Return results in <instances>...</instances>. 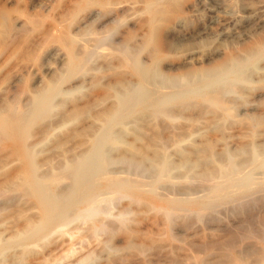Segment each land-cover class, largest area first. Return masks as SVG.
I'll return each mask as SVG.
<instances>
[{"label": "rangeland", "instance_id": "rangeland-1", "mask_svg": "<svg viewBox=\"0 0 264 264\" xmlns=\"http://www.w3.org/2000/svg\"><path fill=\"white\" fill-rule=\"evenodd\" d=\"M90 1L0 0V111L18 114L30 108L16 135L0 129V264H264V0H227V13L218 15L227 36H212L203 44L188 37L179 41L184 28L175 24L187 20L184 25L192 30L198 21L191 16L193 0H178L171 7L173 17L169 14L159 24L167 44L157 38L141 49V42H135L136 59L148 70L154 65L156 76L146 84L158 87L124 113V85H136L141 78L125 60L123 48L106 42L110 44L97 49L84 67L77 53L97 44L92 31L100 29L89 12L99 9L104 15L121 0ZM122 2L130 4L128 11L110 26L119 27V41L128 32L139 39L149 18L144 4ZM193 49L201 55L194 69L245 58L239 68L244 76L232 88L226 83L215 100L197 95L162 102L170 91L161 89L162 77L183 74L185 56ZM50 82L59 83L58 96L41 114L35 97L52 89ZM13 98L20 100L10 108ZM110 120L113 126H108ZM103 132L102 154L109 161L103 168L108 174L93 185L103 188L98 201L73 204L64 221L48 216L46 203L74 184L69 173ZM122 157L143 161L145 171H131L132 165L118 161ZM228 170L235 172L232 180L225 178ZM54 173L64 174V183H55L61 174ZM65 178L72 182L65 184ZM130 179L134 187L137 181L150 188L135 183L142 189L137 190ZM221 195L230 199L223 201ZM194 200L213 203L216 212L200 218ZM178 201L183 213L170 221L166 214Z\"/></svg>", "mask_w": 264, "mask_h": 264}, {"label": "bare ground", "instance_id": "bare-ground-1", "mask_svg": "<svg viewBox=\"0 0 264 264\" xmlns=\"http://www.w3.org/2000/svg\"><path fill=\"white\" fill-rule=\"evenodd\" d=\"M119 1V0H118ZM140 1L141 3H143L144 5V10L143 12H146L148 15H149V18L148 20L146 21V23L143 25L144 28V33H143V36L139 39H137V37H135V34L132 33V32H128L126 37H124L122 40H117L118 36L120 35V32H119V27L118 28H115L114 26H110L111 24H119V20L120 18L118 19L119 15L120 14H124L126 13V11H128V5H130V1L129 3L130 4H127L125 2H121L119 1V3H115L114 6L115 8H113L112 10H109L108 12H106V14L103 15V13L105 12H101L99 9L98 11L97 10H93L91 12H89V19H94L97 23V26L98 28L100 29V32H96L95 30H93L92 32L94 33H97V44L95 46V48H92L91 46H89V50L88 49H85L86 46H84L83 48L85 49L83 54H81L82 52V48H81V51L77 52L75 51V53L77 52L78 54V57L80 55H82V59L81 61L79 62V66L80 67H84L89 61L90 59L92 58V56L94 55V53L96 52V50L100 49L101 47L103 48L104 47V44H106V42H110V43H115L117 46H120L121 49L123 48V55L125 57V60L127 61V63L132 67V69L135 71L136 74H138L141 78V82L140 80L138 84L136 85H132L130 83H126L124 86H125V89L128 90V97L125 99V100H121V110L122 112L123 111H127L130 107H132L138 100H136L137 98L138 99H143L147 96V94H151L152 92H154L155 89H157L158 86H148L146 83L152 79L154 76V73H152V71L154 70V65L152 67V69L150 68L149 70L145 67V62H141L139 61L138 59H136V56L135 54L137 53V50L135 48V42L137 40H139V42H141V49L145 48L146 45H149L153 40H156L157 38H160L162 40V42L166 43L167 44V37L165 36V34L160 31L159 29V24L161 22V20L163 19V17L165 16H169V14H171V17H173V11L171 9L172 6H174V4H176V2H178V0H138ZM89 2H91L89 0ZM102 2V1H101ZM137 2V1H136ZM227 0H219V1H214V0H193V4H192V7L195 8V10L192 12L191 16H193L195 19L194 21H198L197 22V25H194L193 29L190 30V29H187V27L184 25L186 24L187 20H181L179 22H177L175 25L176 27H180V28H184L183 31L181 29V31H179V41H184L186 40V38L188 37L187 40H192L193 42L195 41H200V43H205V42H209L212 38V36H219V37H225L227 36V30L225 27H222L221 25V18L218 16L219 14L221 13H224L226 14L227 13ZM88 3V2H86ZM99 3V2H98ZM107 4V2H105ZM133 3V2H132ZM138 3V2H137ZM78 4V3H77ZM92 4V3H91ZM110 4V3H109ZM178 4V3H177ZM89 5V4H88ZM97 5V4H96ZM76 6H80V5H76ZM75 6V7H76ZM97 6H100V5H97ZM133 6V5H132ZM101 7V6H100ZM131 7V6H130ZM78 8V7H77ZM80 8V7H79ZM229 8V6H228ZM96 9V8H95ZM76 10V9H75ZM142 13V12H140ZM177 18V17H175ZM179 18V17H178ZM186 19V18H185ZM175 20V19H174ZM88 21V20H87ZM94 21V22H95ZM121 21V20H120ZM89 22V21H88ZM93 22V23H94ZM174 22V21H173ZM188 24V23H187ZM58 25V23H57ZM185 26V27H184ZM216 26H219L218 30L216 31H213V29L216 27ZM96 27V26H95ZM135 27V25H133V28ZM56 28V27H54ZM97 28V29H98ZM93 29V28H92ZM98 29V30H99ZM178 29V28H176ZM216 29V28H215ZM102 30V31H101ZM175 30V29H174ZM79 31V30H78ZM80 32V31H79ZM90 32V33H92ZM176 33V32H175ZM86 34V33H85ZM170 34V33H169ZM234 34V33H233ZM65 35V34H63ZM62 35V36H63ZM61 36V35H60ZM61 36V37H62ZM91 36V35H89ZM94 36V35H93ZM87 37V36H86ZM94 39V37H93ZM92 39V41H93ZM221 39V38H220ZM225 39V38H224ZM88 40V38H87ZM86 40V41H87ZM91 40V39H90ZM95 41V40H94ZM88 42V41H87ZM89 43V42H88ZM87 43V44H88ZM109 43V44H110ZM86 44V45H87ZM91 44V42H90ZM94 42H92L91 45H93ZM108 44V43H107ZM106 44V45H107ZM108 44V45H109ZM95 45V44H94ZM116 46V47H117ZM264 46V45H263ZM262 46V47H263ZM261 47V48H262ZM91 48V49H90ZM119 48V47H118ZM120 49V50H121ZM117 50V49H116ZM262 50V49H261ZM100 51V50H99ZM118 51V50H117ZM119 52V51H118ZM140 52V51H139ZM252 53V51H250ZM248 52V53H250ZM98 53V52H97ZM259 54V53H258ZM252 55V54H251ZM250 55V56H251ZM201 57V55H199V51L196 50V49H193L191 51H189L186 56H185V60H184V63L182 64L183 66L181 67H184L186 68L184 73L183 74H180L178 75L179 77H171V78H168V77H162V84H161V89H167V90H170L168 92V94H166L163 98V100H161L162 102H167L169 100H176V99H179V98H184V97H193V96H200L202 98H205V99H208L210 100L211 98L215 100V97L217 98V96H221L219 95L220 93H222V89H224V86L226 83H229L230 84V87L232 88L233 85H231L232 83H236L238 82L240 79H242V77L244 76V70H240L239 71V68L241 66L244 65V61L242 60H245V58H243L242 60L238 59V58H235L231 61H227V62H224L220 65H218L217 67H211V68H208V69H194L192 67V64L194 62H197L198 60V57ZM62 57V56H61ZM75 57H76V54H75ZM255 57V56H254ZM77 58V57H76ZM156 58V57H154ZM203 58V57H202ZM249 59V58H248ZM72 60V59H71ZM70 60V61H71ZM207 60V59H206ZM155 61V60H154ZM199 61V60H198ZM77 62V61H76ZM246 62V61H245ZM154 63V62H153ZM151 64V63H150ZM149 64V66H151ZM126 65V64H125ZM130 67V68H131ZM88 68V67H87ZM156 69V68H155ZM87 70V69H86ZM184 70V69H183ZM51 72V71H50ZM156 74V73H155ZM137 75V76H138ZM167 76V75H166ZM57 79V78H55ZM245 79V78H244ZM155 80V79H154ZM52 81V80H51ZM126 81V80H125ZM131 82V81H130ZM156 82V81H155ZM53 84V88L50 89V90H43L41 91L40 93H35L36 95V99L35 101L37 100V102L35 104H37L38 106V111H40L41 114H43L44 112L48 111L55 98L58 96V84L57 82H50V84ZM132 83V82H131ZM134 84V83H133ZM158 84V83H157ZM228 84V85H229ZM18 85V83H15L13 85L14 88H16ZM19 86V85H18ZM118 87V86H116ZM116 87L115 89L113 88V90H116ZM50 88V87H49ZM48 88V89H49ZM121 88V87H120ZM45 89V88H43ZM22 90V88H21ZM124 90V89H123ZM125 90V91H126ZM227 90V89H226ZM228 91V90H227ZM114 92H117V91H114ZM122 92V90H121ZM61 93V92H60ZM119 93V91H118ZM123 93H125L123 91ZM225 93V91H224ZM24 94V93H23ZM50 94V95H49ZM120 94V93H119ZM49 95V96H48ZM153 96V94H151ZM163 95V94H162ZM34 96V95H33ZM121 96V95H119ZM124 96V94H123ZM150 96V95H149ZM152 96L151 99H152ZM159 96V95H158ZM19 98V97H18ZM120 98V97H119ZM117 98V99H119ZM14 99V98H13ZM12 99V100H13ZM154 99V98H153ZM219 99V97H218ZM20 100V99H19ZM18 100V101H19ZM150 100V99H149ZM18 101L16 100V102L18 103ZM34 101V99H33ZM120 101V100H118ZM211 101V100H210ZM15 102V99L9 103H11L9 106L10 108L14 107L16 104ZM32 102V101H31ZM20 103V102H19ZM157 103V102H156ZM160 103V102H159ZM30 104V103H29ZM8 105V104H7ZM6 105V106H7ZM21 105V104H19ZM18 105V106H19ZM152 105V104H151ZM8 106V107H9ZM32 107H34V105H31ZM116 106V105H114ZM25 107V106H23ZM31 107V108H32ZM147 107V106H146ZM8 108V109H10ZM15 108V107H14ZM29 108V107H28ZM27 108V110H28ZM139 108V106H138ZM21 109H24L21 107ZM113 109H115L113 107ZM4 110V109H3ZM11 110V109H10ZM10 110L8 111L7 110V114L6 113H3L0 111V129L4 130L5 132H7L10 136H14L16 135L18 132L17 129V125L18 123L21 122V120L24 118L26 119L25 115H28L27 113V110L24 112L26 114H23V112L20 114H14L15 111H13V113L10 112ZM17 112L20 110V108H16ZM32 110V109H31ZM132 110V109H130ZM5 111V110H4ZM21 111V110H20ZM30 111V108L29 110ZM8 112H10L11 114H9ZM124 113V112H123ZM14 114V115H12ZM30 114V113H29ZM121 115H123L121 113ZM109 116V114L107 115ZM39 117V116H38ZM109 117L105 118L104 119H108ZM114 119V118H112ZM125 119V118H124ZM105 120H103L105 122ZM122 120V119H121ZM102 121V122H103ZM113 121L114 120H110L109 123H108V126L109 125H112L113 124ZM120 121V120H119ZM118 121V122H119ZM32 122V121H31ZM33 123V122H32ZM123 123V122H122ZM113 126V125H112ZM116 128V127H115ZM106 129V128H105ZM113 130V129H112ZM110 132V131H109ZM112 133V132H111ZM110 134V133H109ZM94 136V135H93ZM111 140V138H110ZM94 141V140H93ZM106 141H107V136L106 134L103 132V134H101L99 136V138L97 139L94 147L92 148V150L89 152V153H86L83 155L82 153V157H80V161L82 160L83 163L81 165H79L78 162H76L75 167H73V169L71 170L72 172H70L69 174L72 173V176H73V181H74V184L71 185L72 181L69 183V179H71L72 177H69V179L65 178V184L69 183L70 186L66 185V189L63 190V192L60 194L58 193L57 195L59 196H56L55 199L51 200L49 203H46V206H45V212L46 214L49 216H51L52 214L54 215V219H57V221H64L66 220L69 216H70V213L68 212V209L69 207H71L73 204H78V203H83L84 205H91L92 203H94L98 197L100 196L103 188L101 187H93L94 185V182H96V180H102L104 179V177L108 174L103 173V168L106 166V162L109 161L107 159H105L106 157L104 156L105 154H102V150L106 144ZM92 146V145H91ZM89 150V149H88ZM87 150V152H88ZM80 156V155H79ZM111 158V157H110ZM115 159V158H114ZM118 159V158H117ZM232 159V158H230ZM74 161V159H73ZM73 161H69V164H71L70 162H73ZM79 161V162H80ZM118 161H120L122 163L123 162H126V163H129L130 165H132L131 167L133 168V170L131 171H134L135 168L137 169H140L139 171L141 173L143 168L145 167L144 166V163L143 161H139L137 159H134V158H131V159H128V158H125V157H122V158H119ZM153 161H155L153 159ZM151 161V162H153ZM75 162V161H74ZM73 162V163H74ZM158 162V160L156 161ZM155 162V163H156ZM231 162L230 164H232V161H229ZM119 163V162H118ZM152 164V163H151ZM154 164V163H153ZM122 165V164H121ZM237 165V164H236ZM80 166L78 169L77 167ZM153 166V165H152ZM158 166V165H157ZM245 166V165H243ZM264 166V165H263ZM130 167V166H129ZM228 167V166H227ZM237 167H241V165H237ZM236 167V168H237ZM248 167V166H247ZM235 168V170H237ZM244 168V167H243ZM148 170V168H146ZM230 169V168H229ZM262 170H264V168L262 167L261 168ZM108 170V169H107ZM150 170V169H149ZM234 170V169H233ZM110 171V170H108ZM145 171V169L143 170ZM229 172L231 173H227V175H225L227 178V180H232L233 179V176L235 174V172L233 173V171L231 170H228ZM115 172V171H114ZM126 172V170L124 171ZM148 172V171H147ZM62 173V172H61ZM61 173H54V174H57V175H60ZM65 173V172H64ZM67 173V172H66ZM65 173V174H66ZM110 173V172H109ZM112 173V172H111ZM243 173V172H241ZM53 174V175H54ZM67 173L66 176L69 175ZM114 174V173H113ZM113 174H109V176H114ZM118 174H121V173H118ZM137 174V173H136ZM52 175V176H53ZM105 175V176H103ZM116 175H117V172H116ZM123 175V174H122ZM122 175H119V176H122ZM138 175V174H137ZM239 175H242L240 174L239 172ZM64 174H61V176H54L55 177V183H59L63 178H64ZM99 176H103V178H99ZM111 176L108 177L109 180L111 179ZM125 176V174L123 175ZM132 176V175H131ZM208 176V175H207ZM53 177V178H54ZM61 177V178H60ZM236 177V176H235ZM245 177V176H244ZM46 178V177H45ZM44 177L41 178L42 181L45 179ZM113 178V177H112ZM118 178V179H117ZM115 176V181L117 180H120L122 181V179H119L121 177H117ZM131 178V177H130ZM213 178V177H212ZM220 178H221V175H220ZM238 178V177H237ZM242 178V177H241ZM264 178V176H263ZM107 178H105L106 180ZM117 179V180H116ZM209 179V178H208ZM214 179V178H213ZM244 179V178H242ZM242 179H238L239 181L242 180ZM39 180V181H38ZM36 179L35 182L39 183L41 182L40 181V178L39 179ZM72 180V179H71ZM111 180H114V179H111ZM150 180V179H149ZM210 180V179H209ZM208 180V181H209ZM215 180V179H214ZM259 180V179H258ZM261 180V179H260ZM259 180V181H260ZM51 181V180H50ZM68 181V182H67ZM107 181V180H106ZM120 181H117L119 183H121ZM131 183V179L129 180ZM207 179H206V182L208 183ZM217 181V180H215ZM213 181V182H215ZM220 181V180H219ZM217 181L216 183L218 184ZM223 181H224V178H223ZM234 181V180H233ZM237 181V180H235ZM234 181V182H235ZM247 181H249L247 179ZM262 181V180H261ZM264 181V179H263ZM31 182V181H30ZM134 182V181H133ZM139 182H142L141 180ZM187 182V181H186ZM232 182V181H231ZM233 182V183H234ZM256 182V181H255ZM32 184H34V181L31 182ZM37 183V184H38ZM64 183V179H63V182ZM110 183H113L110 182ZM123 183V182H122ZM119 184L120 187H124L125 184ZM140 184L142 189L145 188V186H147V184H145V186L143 187L141 183H138L137 181L134 182V185L135 187L137 188L136 184ZM206 183V184H207ZM209 183H212L211 181H209ZM232 183V184H233ZM250 183H253L252 182H248V185ZM257 183V182H256ZM132 184V185H131ZM129 185H131V187L133 186V183H131ZM144 184V183H143ZM206 184H203V185H206ZM226 183H224L225 185ZM247 183H245L246 185ZM96 185V184H95ZM216 185V184H214ZM223 185V184H222ZM229 185V182L228 184ZM244 186V184H242ZM251 185V184H250ZM253 185H256L255 183L252 184L251 186ZM118 186V185H117ZM149 186V185H148ZM147 186V189H149ZM241 187V185H237V189L240 190L239 188H243L246 187ZM111 187V185L109 186H106V189ZM134 187V186H133ZM134 187V188H135ZM141 187H138L139 189ZM223 187V186H221ZM226 187V185H225ZM239 187V188H238ZM13 188V187H12ZM133 188V189H134ZM135 188V189H136ZM137 188V190H138ZM190 188V187H189ZM208 188V187H207ZM224 188V187H223ZM236 188V187H234ZM233 188V189H234ZM105 189V188H104ZM142 189H140L142 191ZM187 189V188H186ZM191 189V188H190ZM219 189V188H218ZM214 191L215 193L217 192V190ZM227 189V188H226ZM225 190H222L221 194L223 193V191H226ZM232 189V188H231ZM61 190V191H62ZM145 190V189H144ZM173 190V189H172ZM176 190V189H175ZM183 190V189H182ZM188 190V189H187ZM195 190V188H194ZM207 190V189H205ZM221 190V189H219ZM229 190V189H227ZM236 190V189H234ZM136 191V190H135ZM192 191V190H191ZM190 191V192H191ZM8 192V191H7ZM5 192V193H7ZM171 192V191H170ZM231 192V190H230ZM233 192V191H232ZM11 193V192H10ZM45 193V192H43ZM41 194L42 198L47 200V198L44 196V194ZM169 193V192H168ZM191 193H195V191L191 192ZM199 193V192H198ZM213 193V192H212ZM214 193V194H215ZM220 193V191L217 192V194ZM171 194V193H170ZM169 194V195H170ZM177 194V193H176ZM192 194V195H193ZM196 194V193H195ZM194 194V195H195ZM224 194V193H223ZM230 194V193H229ZM255 194V193H254ZM50 195V194H49ZM48 195V196H49ZM168 195V196H169ZM174 195V194H173ZM182 195H186V192H184V194ZM200 195V194H199ZM210 195H213V194H210ZM225 195V194H224ZM253 195V194H252ZM101 196H104V195H101ZM188 196V195H186ZM191 196V195H190ZM222 196V195H221ZM220 196V197H221ZM162 197V195H161ZM167 197V195H166ZM172 197V195H171ZM178 197L181 198V196H179V193H178ZM192 197V196H191ZM219 197V196H218ZM249 197V196H247ZM251 197V195H250ZM256 197V196H255ZM101 198V197H100ZM180 198H178L180 200ZM184 198V196H183ZM207 198V197H206ZM222 200H228L230 199L229 195L227 196H222L221 197ZM254 198V197H253ZM174 199V198H173ZM177 199V198H176ZM185 199V198H184ZM190 199V198H189ZM192 199V198H191ZM196 199V198H194ZM246 199V198H245ZM244 200V198H241V201ZM98 201V200H97ZM240 201V199L238 200ZM240 201V202H241ZM244 202V201H243ZM247 201H245L246 203ZM260 202V201H259ZM233 203H237L236 201L233 202ZM232 203V204H233ZM239 203V202H238ZM97 204V203H96ZM241 204H243L241 202ZM93 205V204H92ZM91 205V206H92ZM193 205L194 207L197 208L198 210V215L200 218H205L204 215H206L209 211H212L214 210L215 208H213V203L211 202H203V201H198V200H194L193 203L191 204ZM59 206V207H58ZM224 206V205H223ZM230 206V205H229ZM228 206V207H229ZM173 211L172 212H168L167 215V218L170 219V221H172L171 219L173 218H176V215H180L181 213H183L182 211V207H183V204H182V201H178V202H175V204L173 205ZM221 207V206H220ZM219 207V208H220ZM225 207V206H224ZM223 207V208H224ZM236 207V206H235ZM59 208V211L57 210ZM89 208V207H88ZM222 208V207H221ZM220 208V209H221ZM159 209V208H158ZM217 211L219 210L218 208H216ZM163 210V209H162ZM187 210V209H186ZM215 211V210H214ZM216 212V211H215ZM220 212V211H219ZM218 212V213H219ZM232 212V211H231ZM214 213V212H213ZM162 214H164V212H162ZM209 214H211L209 212ZM209 214L207 216H209ZM164 214V217L166 216ZM185 215V214H184ZM225 215V214H224ZM163 216V215H162ZM183 216V215H181ZM180 218V217H179ZM189 218V217H188ZM190 218H193V217H190ZM189 218V219H190ZM187 219V218H186ZM208 219V218H207ZM175 220V219H174ZM212 247V246H211ZM261 253V252H260ZM262 257V256H261ZM263 260V259H262ZM264 261V260H263ZM264 263V262H263ZM261 264V263H260Z\"/></svg>", "mask_w": 264, "mask_h": 264}]
</instances>
